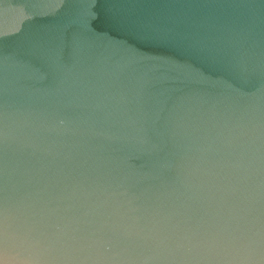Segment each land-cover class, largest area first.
<instances>
[{"label":"water","instance_id":"1","mask_svg":"<svg viewBox=\"0 0 264 264\" xmlns=\"http://www.w3.org/2000/svg\"><path fill=\"white\" fill-rule=\"evenodd\" d=\"M0 264H264V0H0Z\"/></svg>","mask_w":264,"mask_h":264}]
</instances>
